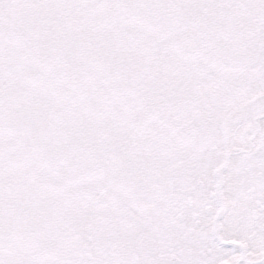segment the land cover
Here are the masks:
<instances>
[{
	"label": "snow or ice",
	"instance_id": "6c2138e0",
	"mask_svg": "<svg viewBox=\"0 0 264 264\" xmlns=\"http://www.w3.org/2000/svg\"><path fill=\"white\" fill-rule=\"evenodd\" d=\"M0 264H264V0H0Z\"/></svg>",
	"mask_w": 264,
	"mask_h": 264
}]
</instances>
